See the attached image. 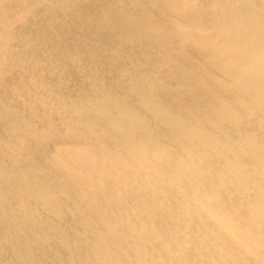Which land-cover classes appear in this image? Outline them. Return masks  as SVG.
I'll return each mask as SVG.
<instances>
[{"label": "bare ground", "instance_id": "obj_1", "mask_svg": "<svg viewBox=\"0 0 264 264\" xmlns=\"http://www.w3.org/2000/svg\"><path fill=\"white\" fill-rule=\"evenodd\" d=\"M0 264H264V0H0Z\"/></svg>", "mask_w": 264, "mask_h": 264}]
</instances>
